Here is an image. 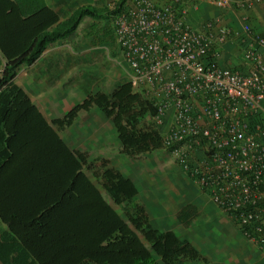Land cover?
<instances>
[{"label":"crops","instance_id":"crops-1","mask_svg":"<svg viewBox=\"0 0 264 264\" xmlns=\"http://www.w3.org/2000/svg\"><path fill=\"white\" fill-rule=\"evenodd\" d=\"M105 1L44 0L45 6L58 17L49 29L76 9L85 6L101 9ZM216 18L221 26L240 33L242 23L246 22L264 38V0L246 8L230 9L198 1L188 15V22L201 29ZM105 23H94L84 16L71 33L48 44L33 64L22 65L14 82L119 215L128 206L140 205L153 228L172 230L197 247L201 264H264L259 247L198 189L165 150L164 125L156 122L137 91L131 93L127 67L117 45L113 40L106 43L110 40L103 38ZM99 39L101 43L96 44ZM220 51L219 64L244 75L248 73L249 65L244 62L237 42L222 45ZM259 55L264 65V52L260 50ZM110 56L112 66L106 68L104 60L111 63ZM99 62L104 65L103 71ZM110 74L117 75L119 88L112 90L114 86L108 85ZM7 175L2 169L0 176ZM123 220L128 223L127 217ZM23 225L9 227L0 218V255H5L8 264H41L22 244L28 234L26 224ZM197 230L201 232L195 236ZM135 233L150 252L143 264L150 259L160 260L143 235ZM141 263L142 260L134 264ZM0 264H4L2 258Z\"/></svg>","mask_w":264,"mask_h":264},{"label":"built area","instance_id":"built-area-1","mask_svg":"<svg viewBox=\"0 0 264 264\" xmlns=\"http://www.w3.org/2000/svg\"><path fill=\"white\" fill-rule=\"evenodd\" d=\"M198 1L230 9L261 0H128L109 25L134 90L164 125L165 150L264 254V38L246 22L241 33L218 18L192 27ZM228 42L247 74L219 64Z\"/></svg>","mask_w":264,"mask_h":264},{"label":"trees","instance_id":"trees-1","mask_svg":"<svg viewBox=\"0 0 264 264\" xmlns=\"http://www.w3.org/2000/svg\"><path fill=\"white\" fill-rule=\"evenodd\" d=\"M126 1L118 0L112 10L78 8L49 29L58 17L44 0H0V172L8 173L0 176V218L9 227L26 224L22 244L41 264H143L150 252L135 231L163 264L201 258L188 240L172 230L153 228L138 204L127 207L126 223L14 82L22 65L33 64L48 44L71 33L84 16L94 23L106 21L103 38L111 44L109 18ZM144 102L154 116L153 104ZM0 258L8 264L5 255Z\"/></svg>","mask_w":264,"mask_h":264},{"label":"rangeland","instance_id":"rangeland-1","mask_svg":"<svg viewBox=\"0 0 264 264\" xmlns=\"http://www.w3.org/2000/svg\"><path fill=\"white\" fill-rule=\"evenodd\" d=\"M100 23V22H99ZM110 58H111V63H109L108 61H105L104 60V63L106 64V68H108L109 67V65H111L112 64V62H113V59H112V56H110ZM99 64V66H100V70H104V65L101 63V62H99L98 63ZM112 66V65H111ZM112 68H114V67H112ZM115 69V68H114ZM111 70V69H110ZM112 71V70H111ZM113 72V71H112ZM128 87L130 88V90H131V93H135V91H134V88H133V86H132V83H131V81L129 80V77H128ZM113 83V84H112ZM121 84V82H120V80L118 79V77H117V75L115 76V75H113V74H110V79H109V83H108V85H113L114 87L112 88V90L113 89H117V88H119L120 85ZM111 87V86H110ZM121 216L123 217V218H126V217H128L127 216V211H123V213L121 214ZM127 220H128V218H127ZM199 226V225H198ZM199 227H201V226H199ZM198 232H201V231H199V230H197L194 234H195V236L197 235V233ZM188 233V230H186V231H184V233H183V235L185 236L186 234ZM180 236V235H179ZM181 237V236H180ZM182 238V237H181ZM201 259H202V257L200 258V259H197L196 261H194V262H192V263H189V264H201L202 263V261H201ZM182 263L183 264H186V261H182ZM146 264H163L159 259L157 260V259H150L149 261H147V263Z\"/></svg>","mask_w":264,"mask_h":264},{"label":"clouds","instance_id":"clouds-1","mask_svg":"<svg viewBox=\"0 0 264 264\" xmlns=\"http://www.w3.org/2000/svg\"><path fill=\"white\" fill-rule=\"evenodd\" d=\"M243 232V231H242Z\"/></svg>","mask_w":264,"mask_h":264}]
</instances>
